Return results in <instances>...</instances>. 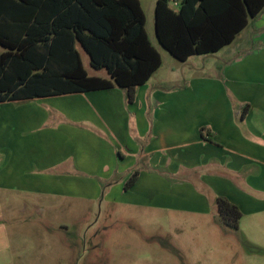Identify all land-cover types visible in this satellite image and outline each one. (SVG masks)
Returning <instances> with one entry per match:
<instances>
[{
	"label": "crops",
	"instance_id": "crops-1",
	"mask_svg": "<svg viewBox=\"0 0 264 264\" xmlns=\"http://www.w3.org/2000/svg\"><path fill=\"white\" fill-rule=\"evenodd\" d=\"M217 54L223 58L208 72L184 81L156 83L160 68L137 88L133 102L120 88L69 94L74 112L50 131L60 144L44 157L39 147H31L29 158L5 156L12 130L5 116L0 188L108 181L110 193L139 172L132 189L146 183L150 199L177 198L184 210L208 213L217 211L223 196L256 210L264 194V10L232 44L211 55ZM15 125L22 135L24 128ZM171 178L180 180L172 184ZM0 264H11V257H0Z\"/></svg>",
	"mask_w": 264,
	"mask_h": 264
},
{
	"label": "rangeland",
	"instance_id": "rangeland-1",
	"mask_svg": "<svg viewBox=\"0 0 264 264\" xmlns=\"http://www.w3.org/2000/svg\"><path fill=\"white\" fill-rule=\"evenodd\" d=\"M140 2L150 40L162 55L156 83L184 81L223 58L198 56L188 63L174 58L156 37L157 0ZM250 27L251 31L253 24ZM78 49L88 74L109 77L105 69L92 68L88 54ZM70 97L0 103V127L5 116L12 122L11 150L5 156L29 158L34 153L31 147H39L41 157L51 153L60 142L50 131L68 123L67 112H74ZM14 123L24 128L22 135L13 129ZM171 179L172 184L180 180ZM111 184L44 180L34 183L36 190L1 187L0 257H11V264H264V194L256 210L236 204L243 213L236 232L219 223L218 209L195 213L184 210L177 198L150 199L146 183L135 192L133 186L130 193L124 187L109 193L106 186Z\"/></svg>",
	"mask_w": 264,
	"mask_h": 264
},
{
	"label": "trees",
	"instance_id": "trees-1",
	"mask_svg": "<svg viewBox=\"0 0 264 264\" xmlns=\"http://www.w3.org/2000/svg\"><path fill=\"white\" fill-rule=\"evenodd\" d=\"M263 10L264 0H157L156 37L186 62L232 44ZM146 24L140 0H0V103L114 88L133 102L163 62ZM78 46L109 77L89 75ZM216 204L219 223L238 232L241 209L223 196Z\"/></svg>",
	"mask_w": 264,
	"mask_h": 264
}]
</instances>
